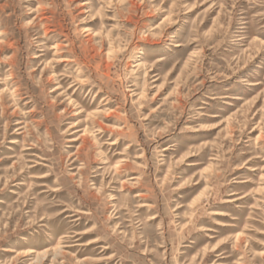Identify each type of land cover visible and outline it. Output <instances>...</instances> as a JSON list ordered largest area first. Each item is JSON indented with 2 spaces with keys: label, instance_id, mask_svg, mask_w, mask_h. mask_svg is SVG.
<instances>
[{
  "label": "rangeland",
  "instance_id": "obj_1",
  "mask_svg": "<svg viewBox=\"0 0 264 264\" xmlns=\"http://www.w3.org/2000/svg\"><path fill=\"white\" fill-rule=\"evenodd\" d=\"M0 264H264V0H0Z\"/></svg>",
  "mask_w": 264,
  "mask_h": 264
}]
</instances>
